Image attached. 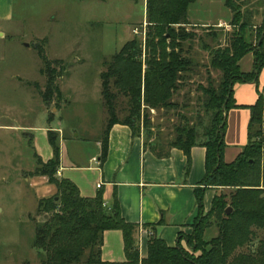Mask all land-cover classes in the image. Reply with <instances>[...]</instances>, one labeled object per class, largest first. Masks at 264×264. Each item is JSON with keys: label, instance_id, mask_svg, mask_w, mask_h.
<instances>
[{"label": "trees", "instance_id": "1", "mask_svg": "<svg viewBox=\"0 0 264 264\" xmlns=\"http://www.w3.org/2000/svg\"><path fill=\"white\" fill-rule=\"evenodd\" d=\"M136 1V0H133ZM195 0H146L147 24L142 47L136 38L126 41L119 51L104 60L105 69L100 73L101 97L106 108L107 119L101 134L103 161L108 149V132L113 124L127 125L133 135H140L143 128L150 135L148 108H168L179 86L182 74L190 69V60L182 55L181 40L189 33L176 30L174 25L189 24L188 6ZM233 12L231 23L237 27L224 48L212 51L210 65L221 70L217 87H201L206 99L204 106L209 110L206 124L175 126V135L167 143L143 140L158 157L168 154L172 147L186 156V173L190 167V150L195 145L205 148V175L203 188L195 190L198 212L203 210V195L207 188L232 187L229 202L225 196L214 194L210 211L216 217L218 234L208 241L203 239V219L197 221L193 233L185 237L192 253L181 244V236L175 246H168L154 232L149 235L146 257L141 259L135 234L136 223L127 222L121 216L116 196L110 208L104 205L101 191L93 197L81 196L76 185L67 178L57 176L59 146L57 133L48 131V141L53 155L44 161L35 152V170L32 175L47 178L54 185L55 194L37 201L36 212L47 215L35 225L32 246L37 250L40 264H264V238L249 251L236 252L248 245L254 229H264V86L258 92L255 103L238 105L233 96L236 82H257L264 68V23L258 30L256 43L246 40V21H241L238 6L233 0H225ZM46 38L33 43L45 76V86L40 88L33 82L44 103L60 101L62 92L57 79L65 70L62 59H49L45 52ZM248 52L253 54L251 71H241L239 60ZM30 84V82H29ZM126 99L125 116L117 117L118 95ZM249 109L247 124L248 141L242 151L230 162L223 157L226 115L230 108ZM146 112V113H145ZM51 118L50 116L48 117ZM138 123V124H136ZM140 127V128H139ZM31 142V139H30ZM227 207L231 208L226 214ZM154 229L155 226H151ZM121 230L125 261L108 262L101 259L102 235L105 230ZM199 251L198 255L193 252ZM87 256L82 260V256ZM236 252V253H235Z\"/></svg>", "mask_w": 264, "mask_h": 264}, {"label": "rangeland", "instance_id": "2", "mask_svg": "<svg viewBox=\"0 0 264 264\" xmlns=\"http://www.w3.org/2000/svg\"><path fill=\"white\" fill-rule=\"evenodd\" d=\"M233 2L238 6L241 21L247 22L246 40L255 45L258 30L264 23V0ZM13 9V19L0 21V34H5V37L0 36V264H40L32 241L35 225L43 222L47 215L36 212L37 201L54 195L55 187L47 178L32 175V172L36 167L34 153L47 157L51 149L47 130L35 132L4 126L60 125L68 126L69 130V123H76L78 129L84 130L77 131L82 140L71 139L64 144L70 152L83 155L84 159L93 153L95 144L85 136L98 128L102 134L106 123L107 113L100 92L104 60L130 39L136 38L143 47L146 0H13ZM232 16L225 0H195L187 9L189 24L174 25L176 30L190 34L180 41L182 55L190 60V69L182 74L172 96L173 107L147 109L150 135L139 127L143 140L167 143L175 135V126L194 125L199 121L206 124L209 110L204 106L206 97L201 87H217L219 83L222 72L212 67L210 60L214 55L212 51L224 48L232 32L238 30V26L231 23ZM42 38L47 40V57L65 62L66 68L57 79L62 90V98L57 103L55 100L44 103L36 86L31 84L37 82L41 89L45 86V76L40 73L42 63L33 47V43ZM65 98H71L69 102L76 104L71 105L65 118L49 119L48 116L61 114ZM125 107L126 99L119 94L116 99L118 118L125 116ZM233 191L234 188L227 186L206 189L203 201L218 194L229 202ZM210 208L203 205L202 212L191 222L189 233L180 234L181 239L191 235L201 219L206 226L205 241L218 234L217 219L209 213ZM262 238L264 229L255 228L252 241L236 252L256 248ZM184 248L192 253L188 243L185 242ZM198 253L193 252L195 256ZM86 256L87 252L82 260Z\"/></svg>", "mask_w": 264, "mask_h": 264}, {"label": "crops", "instance_id": "3", "mask_svg": "<svg viewBox=\"0 0 264 264\" xmlns=\"http://www.w3.org/2000/svg\"><path fill=\"white\" fill-rule=\"evenodd\" d=\"M13 18V0H0V21H9ZM0 36L5 37V34L1 33ZM238 65L241 71H251L253 67L252 52L246 53L239 60ZM263 86L264 68L260 71L256 83L251 81L234 84L235 103L238 105L255 103L258 92L262 90ZM69 101L71 98H65L64 107L60 110V117L53 115L54 117L50 119L65 118V113L75 103ZM43 109L44 112H47L44 104ZM248 119V108L233 107L227 112L223 151L226 162L235 159L247 143ZM69 125V130L68 126L66 128L60 125L54 127L3 126L31 129L35 132H46V130L47 133L48 131L56 132L59 146L57 176L71 180L81 196L93 197L98 191H101L104 205L107 208L111 207L115 195L124 220L139 225L135 239L141 259L146 257L148 238L152 232L168 246H175L182 232L189 233L190 224L198 213L195 190L203 188L201 185L205 175V148L203 146L195 145L191 148L190 167L186 173L187 159L181 150L172 147L166 156L158 157L148 147H144L141 136L133 135L127 125L118 123L113 124L109 129L105 159L101 161L99 158L101 154L100 128L85 136L94 142L96 148L84 159L83 155L77 153L75 155L74 152H70L64 144L71 139L82 140L80 133L84 130L78 129L75 126L76 123H69ZM89 129L90 127L85 131ZM48 151L47 157L36 153L46 161L53 155L52 147ZM97 184H100V187H97ZM212 195L203 201L205 208L210 206ZM151 226H155L154 229ZM179 242L183 247L185 246V239H181ZM101 259L108 262L125 261L121 230L110 229L103 232Z\"/></svg>", "mask_w": 264, "mask_h": 264}, {"label": "water", "instance_id": "4", "mask_svg": "<svg viewBox=\"0 0 264 264\" xmlns=\"http://www.w3.org/2000/svg\"><path fill=\"white\" fill-rule=\"evenodd\" d=\"M230 211H231L230 207H227L226 210H225L226 214H229Z\"/></svg>", "mask_w": 264, "mask_h": 264}, {"label": "built area", "instance_id": "5", "mask_svg": "<svg viewBox=\"0 0 264 264\" xmlns=\"http://www.w3.org/2000/svg\"><path fill=\"white\" fill-rule=\"evenodd\" d=\"M134 32L137 33V29L136 28L134 29ZM144 37H145V32H144ZM97 187H100V184H97Z\"/></svg>", "mask_w": 264, "mask_h": 264}]
</instances>
